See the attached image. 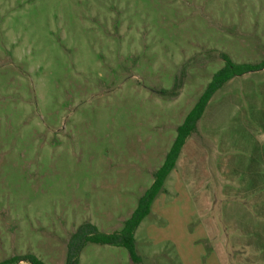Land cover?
<instances>
[{
	"label": "rangeland",
	"instance_id": "1",
	"mask_svg": "<svg viewBox=\"0 0 264 264\" xmlns=\"http://www.w3.org/2000/svg\"><path fill=\"white\" fill-rule=\"evenodd\" d=\"M222 53L264 60V0H0V264L122 230ZM135 240L78 264H264V69L214 94Z\"/></svg>",
	"mask_w": 264,
	"mask_h": 264
},
{
	"label": "trees",
	"instance_id": "2",
	"mask_svg": "<svg viewBox=\"0 0 264 264\" xmlns=\"http://www.w3.org/2000/svg\"><path fill=\"white\" fill-rule=\"evenodd\" d=\"M222 58L225 60V66L213 75L212 80L208 83L204 93L198 99L197 104L187 115L183 124L178 127L177 137L171 150L167 154L164 164L154 173V182L152 186L139 199L137 208L130 218L125 221L123 229L112 233H106L100 231L95 225L84 224L70 239L68 246V264H78L80 253L89 242L101 245L110 244L126 247L130 252L132 260H139L136 250V230L140 226L141 222L150 214L154 198L162 190L165 180L175 168L176 162L180 157L187 139L197 131L198 123L202 118L211 98L219 89H221L234 77L264 69V60L257 63H236L227 53H222ZM29 258L33 264H43V262L34 255H30ZM13 260L23 261L25 259L18 257L8 260L4 264Z\"/></svg>",
	"mask_w": 264,
	"mask_h": 264
},
{
	"label": "crops",
	"instance_id": "3",
	"mask_svg": "<svg viewBox=\"0 0 264 264\" xmlns=\"http://www.w3.org/2000/svg\"><path fill=\"white\" fill-rule=\"evenodd\" d=\"M205 113V112H204ZM204 115V114H203ZM180 158V157H179Z\"/></svg>",
	"mask_w": 264,
	"mask_h": 264
}]
</instances>
